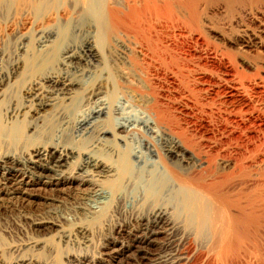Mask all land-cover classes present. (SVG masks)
Segmentation results:
<instances>
[{
	"label": "bare ground",
	"instance_id": "6f19581e",
	"mask_svg": "<svg viewBox=\"0 0 264 264\" xmlns=\"http://www.w3.org/2000/svg\"><path fill=\"white\" fill-rule=\"evenodd\" d=\"M206 5L264 20V0H0L7 25L19 17L30 31L0 53V224L12 216L45 235L64 233L70 222L85 235L86 222L100 223L97 254L68 252L69 264H107L102 256L136 251L134 264H264V176L240 162L216 171L213 157L158 106L142 128L111 122L112 92L97 89L111 88L112 74L121 84L134 79L124 36L141 35L146 14L174 6L195 14ZM97 34L109 38L105 63ZM85 102L89 112L75 118ZM131 132L140 136L135 153ZM38 205L45 214L31 212ZM31 255L12 264H54Z\"/></svg>",
	"mask_w": 264,
	"mask_h": 264
},
{
	"label": "rangeland",
	"instance_id": "374dc122",
	"mask_svg": "<svg viewBox=\"0 0 264 264\" xmlns=\"http://www.w3.org/2000/svg\"><path fill=\"white\" fill-rule=\"evenodd\" d=\"M209 6H201L195 14L179 6H174L171 11L162 10L157 16L146 14L141 21V35L128 33L124 36L127 68L134 74V79L129 85L121 84L112 74L111 88L101 83L97 89L112 92V108L116 110L110 117L111 122L142 128L139 123L152 122V106H158L166 112L172 125L186 129L200 151L205 149L203 152L213 157L215 166L212 168L216 167V171L229 170L240 162L252 175L264 176V20L258 24L255 19L214 12ZM8 13H0V53L4 50L5 54L13 50L21 33H30L28 24L19 17L8 26L4 20ZM52 25L57 27L56 23ZM97 35L92 38L94 42L100 39L95 44L105 63L109 38L102 35L98 38ZM74 38L71 40H78L79 36ZM241 39L253 44H245V47L240 43ZM135 89L142 92L145 98L142 103L133 96ZM90 106L85 102L78 107L75 118L86 115ZM132 134L127 140L135 153L139 150L135 147L140 136L135 133L133 137ZM151 136L156 138V134ZM141 152L145 153L146 161L155 160L145 150L141 149ZM38 206H33L31 212L45 214L42 205ZM6 218L0 224V264H12L14 257L20 254L27 257L32 254L54 264H69L66 261L68 252L90 258L100 250L106 232L100 223L86 222L87 234L81 235L79 228L69 222L64 225V233L52 231L41 235L24 220L12 216ZM84 236L89 241L82 245ZM262 244L264 248V240ZM41 245L46 246L45 250L40 248ZM155 248L152 246L151 249ZM126 254L120 255L119 260L110 261L104 256L102 259L108 260L107 264H134L141 260L140 252L136 251L130 257ZM94 264H98L96 260Z\"/></svg>",
	"mask_w": 264,
	"mask_h": 264
}]
</instances>
